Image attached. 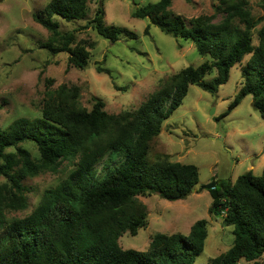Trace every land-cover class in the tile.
Wrapping results in <instances>:
<instances>
[{"label":"trees","instance_id":"obj_1","mask_svg":"<svg viewBox=\"0 0 264 264\" xmlns=\"http://www.w3.org/2000/svg\"><path fill=\"white\" fill-rule=\"evenodd\" d=\"M100 1L89 22L104 39L114 43L137 34L105 24L102 0H51L34 21L50 33L40 45L53 56L69 55L70 66L85 69L89 53L75 44L74 32H62L55 17L67 22L86 20L89 3ZM172 0H160L138 7L136 19H149L161 32L175 39L192 41L197 52L213 62L187 67L170 77L134 112L108 114L105 103L95 98L88 111L80 106L81 89L59 86L45 93L40 116L19 118L0 128V264H195L209 237V225L198 220L188 235L156 234L147 251L124 250L119 244L125 233L132 236L148 226L147 207L140 196L157 195L170 201L188 199L200 183L197 166L171 162L151 163L148 154L164 123L179 109L190 86L216 95L228 83L232 69L251 55L242 69L243 84L227 111V117L251 96L253 107L264 118V25L254 46L256 21L244 0L223 3L225 18L200 16L188 23L171 10ZM264 21V17L262 18ZM148 33V28L146 29ZM98 73L110 70L97 68ZM216 76L206 81L210 73ZM23 144L36 146L35 159ZM9 149L14 151L8 152ZM124 159L113 170L115 157ZM107 158V173L100 180L96 166ZM62 160L74 162V169L55 188L47 190L28 216L8 220V210H23L27 200L22 182L41 172H56ZM210 190L209 213L232 227L230 248L209 260L210 264H239L241 260L262 264L264 257V171H251L231 181L216 182Z\"/></svg>","mask_w":264,"mask_h":264},{"label":"rangeland","instance_id":"obj_2","mask_svg":"<svg viewBox=\"0 0 264 264\" xmlns=\"http://www.w3.org/2000/svg\"><path fill=\"white\" fill-rule=\"evenodd\" d=\"M51 0H0V128L5 129L19 118L34 119L41 115L45 93L61 85L81 89L80 106L91 111L94 99L105 103L110 115L134 112L170 77L187 67L212 63L200 55L192 41L175 39L164 34L149 19H136L138 7L160 0H102L106 12L105 24L126 28L137 34L136 39L121 37L110 42L89 25L100 1L89 3L86 20L67 22L60 17V30L74 32L75 44L89 53L88 65L78 69L69 65L67 53L53 56L40 45L48 41L50 33L34 21ZM228 0H172L170 10L185 19L213 16L220 23L226 16L223 3ZM238 1V0H237ZM252 17L259 21L253 29L254 46L264 25V0H244ZM148 28V33L146 29ZM248 55L235 66L227 84L212 95L198 86H190L183 105L164 123L160 135L151 144L148 160L154 163L168 158L171 162L198 167L200 183L186 200L170 202L157 195L140 196L147 207L148 226L132 236L125 233L119 240L124 250L147 251L152 238L158 234L188 235L195 222L208 221L209 237L204 252L195 264H210L209 260L226 252L232 245V227H224L220 217L209 213L212 205L210 190L204 187L213 181H231L252 172L264 171V118L253 107L251 96L246 97L230 115L220 120L242 87V69ZM110 70L98 73L97 68ZM216 71L206 76L210 81ZM35 159L39 154L33 144H23ZM14 151L9 149L8 152ZM115 157L109 170L124 159ZM101 160L96 175L102 179L107 173ZM4 162L0 160V166ZM74 169V162L62 160L56 172L45 171L23 180V195L27 207L5 212L8 220L30 215L40 204L44 193L55 188ZM7 179L0 175V184ZM264 264V257L260 260ZM239 264H253L241 260Z\"/></svg>","mask_w":264,"mask_h":264},{"label":"water","instance_id":"obj_3","mask_svg":"<svg viewBox=\"0 0 264 264\" xmlns=\"http://www.w3.org/2000/svg\"><path fill=\"white\" fill-rule=\"evenodd\" d=\"M216 181L211 182L210 184L206 185L204 188L207 190L214 189L216 187Z\"/></svg>","mask_w":264,"mask_h":264}]
</instances>
